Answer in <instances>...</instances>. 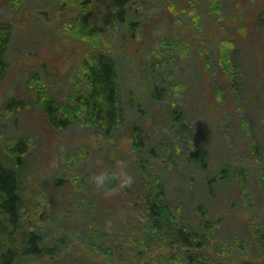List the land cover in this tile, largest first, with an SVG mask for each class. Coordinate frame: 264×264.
Segmentation results:
<instances>
[{
	"label": "rangeland",
	"instance_id": "374dc122",
	"mask_svg": "<svg viewBox=\"0 0 264 264\" xmlns=\"http://www.w3.org/2000/svg\"><path fill=\"white\" fill-rule=\"evenodd\" d=\"M263 16L264 0H132L124 23L108 0H0V160L13 166L8 146L24 143L18 229L62 241L14 264H264ZM95 50L115 62L120 116L53 128L39 91L65 102ZM120 161L131 183L96 189L91 174ZM149 193L175 222L196 225L202 207L212 236L152 238Z\"/></svg>",
	"mask_w": 264,
	"mask_h": 264
},
{
	"label": "trees",
	"instance_id": "16d2710c",
	"mask_svg": "<svg viewBox=\"0 0 264 264\" xmlns=\"http://www.w3.org/2000/svg\"><path fill=\"white\" fill-rule=\"evenodd\" d=\"M131 1L108 0L114 17L119 22L126 21L127 6ZM261 19L264 20V16ZM1 28L0 26V31ZM8 41L9 34L0 32V81L7 68L4 57ZM84 61L87 84L78 91L73 90L65 102H57L39 91L38 105L43 109L53 128L62 129L68 126L77 115L86 111L90 120L98 122L102 129L107 130L120 116L118 74L112 56L102 50H95L91 51L90 56ZM87 87L88 92L85 91ZM12 103L13 99L7 98L6 107H10ZM137 137L141 138L139 133H136L134 137L136 143ZM23 145V142L17 141L8 146L9 152L14 156L11 158L14 162L13 166L4 164L0 160V264H14L24 258L42 256L47 253L56 254L62 247L60 240L54 244L44 243L38 230L22 232L18 229L22 214L20 211L22 177L19 164L22 162ZM146 203L153 223L150 232L152 238L161 233L171 243L190 248L202 246L204 241L212 236L210 231L213 229V224L202 212V207L198 211L199 221L193 225L181 221L175 222V211L172 207L165 205L158 195L147 194ZM190 260L191 257L183 256L180 263L190 264L192 262ZM196 260L198 264L202 263V258H196Z\"/></svg>",
	"mask_w": 264,
	"mask_h": 264
},
{
	"label": "clouds",
	"instance_id": "9594fccd",
	"mask_svg": "<svg viewBox=\"0 0 264 264\" xmlns=\"http://www.w3.org/2000/svg\"><path fill=\"white\" fill-rule=\"evenodd\" d=\"M125 167V162L120 161L119 170L101 168L91 174L90 181L96 189L106 190L105 194L111 195L113 191L123 189L131 183L132 177L124 172ZM113 181L116 183L113 184Z\"/></svg>",
	"mask_w": 264,
	"mask_h": 264
}]
</instances>
